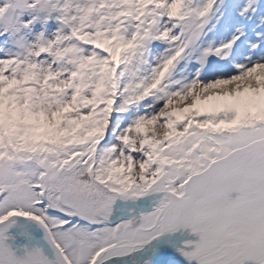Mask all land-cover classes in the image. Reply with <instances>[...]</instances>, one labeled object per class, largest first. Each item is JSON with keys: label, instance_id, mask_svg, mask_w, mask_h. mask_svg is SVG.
<instances>
[{"label": "snow or ice", "instance_id": "snow-or-ice-1", "mask_svg": "<svg viewBox=\"0 0 264 264\" xmlns=\"http://www.w3.org/2000/svg\"><path fill=\"white\" fill-rule=\"evenodd\" d=\"M0 264H264V0H0Z\"/></svg>", "mask_w": 264, "mask_h": 264}]
</instances>
